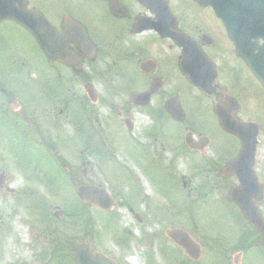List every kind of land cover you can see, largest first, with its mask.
<instances>
[{
  "label": "rangeland",
  "instance_id": "obj_1",
  "mask_svg": "<svg viewBox=\"0 0 264 264\" xmlns=\"http://www.w3.org/2000/svg\"><path fill=\"white\" fill-rule=\"evenodd\" d=\"M226 52L233 59L230 46ZM249 87L235 88L233 95L241 104L237 116L261 126L257 171L264 184V94ZM133 95L103 92L95 109L99 122L81 119V186L105 189L117 203L108 214L83 204L81 229L78 187L65 169L37 151L26 121L10 117L0 104V175L6 176L0 192V264H76V247L84 243L117 264L234 261L244 226L228 201L231 185L220 171L240 143L220 129L217 102L184 89L174 95L186 115L182 125L165 113L156 122L149 111L137 108L130 112L137 130L130 133L117 113L128 112ZM17 101L26 111L34 108L30 95L21 93ZM189 132L198 143L204 137L210 143L202 151L190 150ZM58 212L63 215L57 217ZM171 229L186 231L201 245L198 262L167 237ZM247 255L245 264H264L259 246Z\"/></svg>",
  "mask_w": 264,
  "mask_h": 264
},
{
  "label": "flooded vegetation",
  "instance_id": "obj_2",
  "mask_svg": "<svg viewBox=\"0 0 264 264\" xmlns=\"http://www.w3.org/2000/svg\"><path fill=\"white\" fill-rule=\"evenodd\" d=\"M28 10L44 17L54 32L50 40L56 36V50L49 59L25 28L10 21L0 24V104L10 117L26 121L37 151L65 169L77 190L81 188V119L99 122L95 109L103 92L134 94L128 112L117 113L130 133L137 130L132 109L149 111L156 122L163 113L174 121L165 110L166 102L184 89L206 94L208 88L201 85L212 83L215 70L211 98L224 107L235 88L250 86L264 94L213 6L197 0H28ZM246 16H240L243 25ZM251 43L261 47L264 39ZM228 46L233 59L227 58ZM149 92L153 94L148 105L134 102L135 95ZM21 93L35 99L32 110L26 111L17 101ZM162 95L170 97L161 99ZM230 137L241 148L240 140ZM221 175L230 191L238 185L236 175ZM78 202L81 229L80 198ZM242 218L244 227L236 242L240 252L229 264H245L252 243L264 250L260 234Z\"/></svg>",
  "mask_w": 264,
  "mask_h": 264
},
{
  "label": "water",
  "instance_id": "obj_3",
  "mask_svg": "<svg viewBox=\"0 0 264 264\" xmlns=\"http://www.w3.org/2000/svg\"><path fill=\"white\" fill-rule=\"evenodd\" d=\"M198 2L206 5V0H198ZM210 2L216 9L217 15L223 19L229 37L236 44L238 55L244 59L264 87V44L259 47L251 43L252 40L264 39V0H212ZM26 8L27 0H0V23L11 20L25 26L37 38L40 46L51 59L52 52L56 50V36L54 35L53 41L50 40L51 31L47 24ZM243 13L247 15L244 25L240 18ZM215 79L214 72L213 82ZM211 92L210 89L209 94H212ZM151 95L152 93L138 95L134 101L137 104H148ZM227 104V107L217 106L216 112L220 125L225 132L239 137L243 147L238 157L222 172L224 174L232 172L237 175L241 185L233 189L230 200L240 207L247 221L258 229L264 245V218L260 210L264 191L254 172L259 127L255 123H242L234 119L233 113L239 110V105L232 98H227ZM165 107L175 120L184 119V112L177 99L167 102ZM187 143L191 148H197L191 135L188 136ZM4 182L5 177L0 176V191ZM78 196L83 202L101 210H114L115 204L104 190L82 187ZM168 235L194 260L200 259L202 255L200 246L186 232L172 230L168 232ZM75 260L77 264H115L100 253H92L87 245L78 247Z\"/></svg>",
  "mask_w": 264,
  "mask_h": 264
}]
</instances>
